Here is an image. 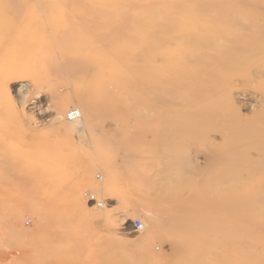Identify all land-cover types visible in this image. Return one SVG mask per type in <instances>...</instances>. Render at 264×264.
I'll return each instance as SVG.
<instances>
[{
    "label": "rangeland",
    "instance_id": "374dc122",
    "mask_svg": "<svg viewBox=\"0 0 264 264\" xmlns=\"http://www.w3.org/2000/svg\"><path fill=\"white\" fill-rule=\"evenodd\" d=\"M205 2L264 5L0 0V264H264L261 180L201 174V146L170 134L159 64L184 57L156 29ZM251 91L232 96L244 116L262 105Z\"/></svg>",
    "mask_w": 264,
    "mask_h": 264
},
{
    "label": "bare ground",
    "instance_id": "6f19581e",
    "mask_svg": "<svg viewBox=\"0 0 264 264\" xmlns=\"http://www.w3.org/2000/svg\"><path fill=\"white\" fill-rule=\"evenodd\" d=\"M205 3L156 29L158 46H169L184 57H163L159 64L171 69L172 91L178 98L169 110L175 114L170 134L178 148L201 146L195 153L205 162L201 174L226 181L261 180L264 185V5L245 10L231 3ZM246 90L262 100L260 110L248 116L240 114L232 98L235 91ZM214 137L220 142L214 143ZM238 196H243L241 191ZM231 199L230 204L221 201L224 209L238 208Z\"/></svg>",
    "mask_w": 264,
    "mask_h": 264
},
{
    "label": "built area",
    "instance_id": "2783aa9c",
    "mask_svg": "<svg viewBox=\"0 0 264 264\" xmlns=\"http://www.w3.org/2000/svg\"><path fill=\"white\" fill-rule=\"evenodd\" d=\"M79 118H80V113L77 110H71V111H69L66 114V120L68 122H74V121L78 120ZM97 206L100 207L101 204H98ZM134 227H135L136 230H140L141 229V224L138 223Z\"/></svg>",
    "mask_w": 264,
    "mask_h": 264
}]
</instances>
